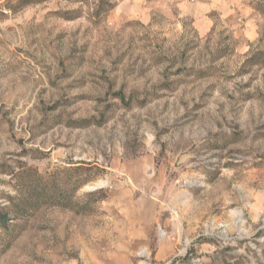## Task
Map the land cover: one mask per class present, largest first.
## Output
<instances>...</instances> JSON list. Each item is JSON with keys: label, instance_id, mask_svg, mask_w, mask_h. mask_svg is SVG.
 I'll list each match as a JSON object with an SVG mask.
<instances>
[{"label": "rangeland", "instance_id": "374dc122", "mask_svg": "<svg viewBox=\"0 0 264 264\" xmlns=\"http://www.w3.org/2000/svg\"><path fill=\"white\" fill-rule=\"evenodd\" d=\"M18 2L0 264H264V0Z\"/></svg>", "mask_w": 264, "mask_h": 264}, {"label": "trees", "instance_id": "16d2710c", "mask_svg": "<svg viewBox=\"0 0 264 264\" xmlns=\"http://www.w3.org/2000/svg\"><path fill=\"white\" fill-rule=\"evenodd\" d=\"M20 4H26V3H29L31 0H18ZM107 6L112 9L113 8V5L110 4V3H107Z\"/></svg>", "mask_w": 264, "mask_h": 264}, {"label": "crops", "instance_id": "0c3cea01", "mask_svg": "<svg viewBox=\"0 0 264 264\" xmlns=\"http://www.w3.org/2000/svg\"><path fill=\"white\" fill-rule=\"evenodd\" d=\"M12 1H18V0H0V3L1 2H12Z\"/></svg>", "mask_w": 264, "mask_h": 264}, {"label": "bare ground", "instance_id": "6f19581e", "mask_svg": "<svg viewBox=\"0 0 264 264\" xmlns=\"http://www.w3.org/2000/svg\"><path fill=\"white\" fill-rule=\"evenodd\" d=\"M148 166H149V164H148ZM148 166H147V167H148Z\"/></svg>", "mask_w": 264, "mask_h": 264}]
</instances>
